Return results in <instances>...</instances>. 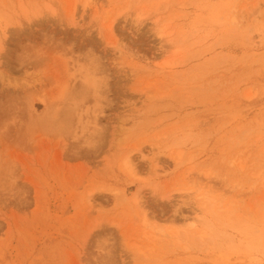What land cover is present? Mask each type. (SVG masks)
<instances>
[{"label":"rangeland","instance_id":"1","mask_svg":"<svg viewBox=\"0 0 264 264\" xmlns=\"http://www.w3.org/2000/svg\"><path fill=\"white\" fill-rule=\"evenodd\" d=\"M0 264H264V0H0Z\"/></svg>","mask_w":264,"mask_h":264},{"label":"bare ground","instance_id":"2","mask_svg":"<svg viewBox=\"0 0 264 264\" xmlns=\"http://www.w3.org/2000/svg\"><path fill=\"white\" fill-rule=\"evenodd\" d=\"M2 18V17H1ZM118 45V44H117ZM143 50V49H142ZM147 52V51H146ZM149 55V54H148ZM130 157H128L127 158V161H125V165L127 166L128 164H129V161H130V159H129ZM210 210H211V208H210Z\"/></svg>","mask_w":264,"mask_h":264}]
</instances>
